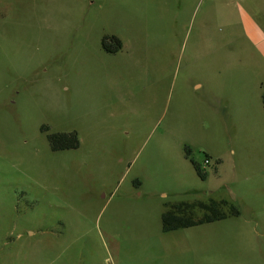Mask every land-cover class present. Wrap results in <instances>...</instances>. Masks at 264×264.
I'll list each match as a JSON object with an SVG mask.
<instances>
[{
    "label": "rangeland",
    "instance_id": "rangeland-1",
    "mask_svg": "<svg viewBox=\"0 0 264 264\" xmlns=\"http://www.w3.org/2000/svg\"><path fill=\"white\" fill-rule=\"evenodd\" d=\"M263 94L264 0H0V264H264Z\"/></svg>",
    "mask_w": 264,
    "mask_h": 264
},
{
    "label": "trees",
    "instance_id": "trees-1",
    "mask_svg": "<svg viewBox=\"0 0 264 264\" xmlns=\"http://www.w3.org/2000/svg\"><path fill=\"white\" fill-rule=\"evenodd\" d=\"M101 46L108 53H116L122 49L123 43L117 35L106 34L101 40ZM48 139L53 150L75 149L80 146V139L76 131L53 132L49 134ZM186 151L189 154L190 149L187 148ZM193 164L197 173L205 178L206 174L200 165L195 161ZM239 214V207L227 199L210 198L208 200L168 202L165 203L161 214L162 230L171 231L210 223Z\"/></svg>",
    "mask_w": 264,
    "mask_h": 264
},
{
    "label": "built area",
    "instance_id": "built-area-1",
    "mask_svg": "<svg viewBox=\"0 0 264 264\" xmlns=\"http://www.w3.org/2000/svg\"><path fill=\"white\" fill-rule=\"evenodd\" d=\"M209 162H210V159L208 157H206L205 163L208 164Z\"/></svg>",
    "mask_w": 264,
    "mask_h": 264
},
{
    "label": "crops",
    "instance_id": "crops-1",
    "mask_svg": "<svg viewBox=\"0 0 264 264\" xmlns=\"http://www.w3.org/2000/svg\"><path fill=\"white\" fill-rule=\"evenodd\" d=\"M104 50V49H103ZM106 52V51H105ZM172 231V230H171ZM169 232V231H168Z\"/></svg>",
    "mask_w": 264,
    "mask_h": 264
}]
</instances>
